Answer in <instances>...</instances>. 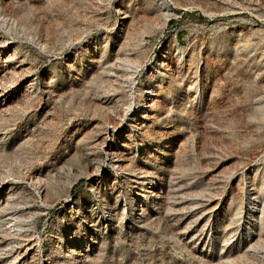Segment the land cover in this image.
<instances>
[{
  "label": "rangeland",
  "instance_id": "374dc122",
  "mask_svg": "<svg viewBox=\"0 0 264 264\" xmlns=\"http://www.w3.org/2000/svg\"><path fill=\"white\" fill-rule=\"evenodd\" d=\"M0 264H264V0H0Z\"/></svg>",
  "mask_w": 264,
  "mask_h": 264
},
{
  "label": "bare ground",
  "instance_id": "6f19581e",
  "mask_svg": "<svg viewBox=\"0 0 264 264\" xmlns=\"http://www.w3.org/2000/svg\"><path fill=\"white\" fill-rule=\"evenodd\" d=\"M108 153H109V152H108ZM116 153H117V152H116ZM116 160H117V159H116ZM118 160H120V159H118ZM114 164H116V165H117V164H118V162H115Z\"/></svg>",
  "mask_w": 264,
  "mask_h": 264
}]
</instances>
